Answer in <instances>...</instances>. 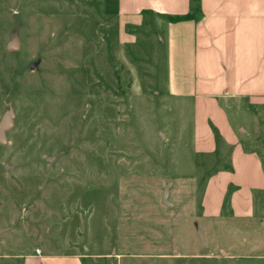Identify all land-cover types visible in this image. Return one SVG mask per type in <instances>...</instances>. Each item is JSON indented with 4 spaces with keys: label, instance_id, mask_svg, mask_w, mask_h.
I'll list each match as a JSON object with an SVG mask.
<instances>
[{
    "label": "rangeland",
    "instance_id": "374dc122",
    "mask_svg": "<svg viewBox=\"0 0 264 264\" xmlns=\"http://www.w3.org/2000/svg\"><path fill=\"white\" fill-rule=\"evenodd\" d=\"M102 2L0 0V264H264V238L203 216L217 169L194 152L192 103L167 91L166 46H121Z\"/></svg>",
    "mask_w": 264,
    "mask_h": 264
},
{
    "label": "crops",
    "instance_id": "0c3cea01",
    "mask_svg": "<svg viewBox=\"0 0 264 264\" xmlns=\"http://www.w3.org/2000/svg\"><path fill=\"white\" fill-rule=\"evenodd\" d=\"M102 1L121 46L132 45L139 32L166 46L167 91L192 103L194 152L217 169L205 184L203 216L220 218L223 210L229 237L242 231V240L260 248L264 156L250 147L264 145V0ZM185 15L192 18L168 21ZM231 257L238 256L223 251ZM62 260L81 264L77 256Z\"/></svg>",
    "mask_w": 264,
    "mask_h": 264
},
{
    "label": "water",
    "instance_id": "95a60500",
    "mask_svg": "<svg viewBox=\"0 0 264 264\" xmlns=\"http://www.w3.org/2000/svg\"><path fill=\"white\" fill-rule=\"evenodd\" d=\"M20 43L17 36H13L8 44L6 45V49L10 52H17L19 50ZM13 127V116L11 109L9 108V111L5 113L0 121V145H6V132L9 131ZM58 155L47 159V163H53ZM169 188H165V192L163 195V203L168 208L172 207V205L168 202V195H169Z\"/></svg>",
    "mask_w": 264,
    "mask_h": 264
},
{
    "label": "trees",
    "instance_id": "16d2710c",
    "mask_svg": "<svg viewBox=\"0 0 264 264\" xmlns=\"http://www.w3.org/2000/svg\"><path fill=\"white\" fill-rule=\"evenodd\" d=\"M192 18V15H185V16H177V17H169L168 21L170 23H177V22H182L186 21Z\"/></svg>",
    "mask_w": 264,
    "mask_h": 264
},
{
    "label": "built area",
    "instance_id": "2783aa9c",
    "mask_svg": "<svg viewBox=\"0 0 264 264\" xmlns=\"http://www.w3.org/2000/svg\"><path fill=\"white\" fill-rule=\"evenodd\" d=\"M39 252L37 251V254H38Z\"/></svg>",
    "mask_w": 264,
    "mask_h": 264
}]
</instances>
